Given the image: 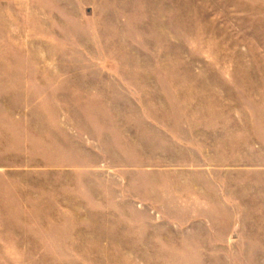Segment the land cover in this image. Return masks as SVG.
Here are the masks:
<instances>
[{"label":"rangeland","instance_id":"rangeland-1","mask_svg":"<svg viewBox=\"0 0 264 264\" xmlns=\"http://www.w3.org/2000/svg\"><path fill=\"white\" fill-rule=\"evenodd\" d=\"M0 264H264V0H0Z\"/></svg>","mask_w":264,"mask_h":264}]
</instances>
